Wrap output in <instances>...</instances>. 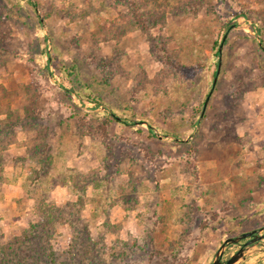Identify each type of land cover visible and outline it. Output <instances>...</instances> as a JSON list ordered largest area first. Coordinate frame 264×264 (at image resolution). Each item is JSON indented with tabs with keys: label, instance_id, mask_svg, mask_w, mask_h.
Listing matches in <instances>:
<instances>
[{
	"label": "rangeland",
	"instance_id": "obj_1",
	"mask_svg": "<svg viewBox=\"0 0 264 264\" xmlns=\"http://www.w3.org/2000/svg\"><path fill=\"white\" fill-rule=\"evenodd\" d=\"M43 203L64 264L73 226L91 264H212L264 226V0H0V243Z\"/></svg>",
	"mask_w": 264,
	"mask_h": 264
},
{
	"label": "trees",
	"instance_id": "obj_2",
	"mask_svg": "<svg viewBox=\"0 0 264 264\" xmlns=\"http://www.w3.org/2000/svg\"><path fill=\"white\" fill-rule=\"evenodd\" d=\"M30 2L34 5L32 1ZM132 14L145 27L146 20L143 18L145 12H141L137 7H134ZM217 54L219 55V50ZM148 124L150 132L154 134L153 126L149 121ZM40 210L47 214L48 219L32 223L21 235L13 237L8 242L0 243V264H64V260H60L59 254L50 243L54 228L53 224H56L59 219V216H56L58 207L49 203H43L40 206ZM73 234L71 244L65 255L66 261L73 262L74 264H91L93 256L81 253L83 249H77L81 243L90 242V239L84 237V235H79L74 226ZM68 262L66 264H69Z\"/></svg>",
	"mask_w": 264,
	"mask_h": 264
},
{
	"label": "water",
	"instance_id": "obj_3",
	"mask_svg": "<svg viewBox=\"0 0 264 264\" xmlns=\"http://www.w3.org/2000/svg\"><path fill=\"white\" fill-rule=\"evenodd\" d=\"M225 39H226V35H224L223 41L220 43L218 69L216 72V77L214 79L213 86L215 85V83L217 81L218 74L220 73V69H221V65H222V50H223ZM211 92L212 91H210L209 95L207 96V98L205 100L203 111H202L200 118H202V116L206 110ZM263 231H264V226L260 227L259 229H253L250 231H246V232L241 233L237 236L227 237L222 242L220 248L217 250V252L214 256V259L212 261V264H235V263L239 262L240 260L245 259L247 257L246 252L248 251V249L250 247L254 246L255 244L261 242L262 240H264V232ZM250 236H253V237L251 239H249L248 241H246L242 246H240L237 249V251L232 253L227 259L223 260L224 251L229 244L240 243L243 239L250 237Z\"/></svg>",
	"mask_w": 264,
	"mask_h": 264
},
{
	"label": "flooded vegetation",
	"instance_id": "obj_4",
	"mask_svg": "<svg viewBox=\"0 0 264 264\" xmlns=\"http://www.w3.org/2000/svg\"><path fill=\"white\" fill-rule=\"evenodd\" d=\"M253 236H250V237H247L245 239H243L241 242H240V246H242L246 241H248L249 239H251ZM239 246V247H240Z\"/></svg>",
	"mask_w": 264,
	"mask_h": 264
}]
</instances>
